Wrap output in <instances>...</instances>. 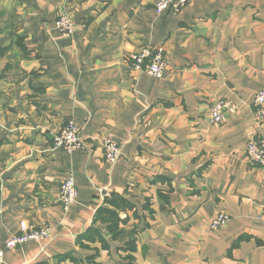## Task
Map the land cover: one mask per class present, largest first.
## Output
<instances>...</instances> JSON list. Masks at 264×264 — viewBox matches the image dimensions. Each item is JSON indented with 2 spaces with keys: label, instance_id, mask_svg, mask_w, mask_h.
Masks as SVG:
<instances>
[{
  "label": "crops",
  "instance_id": "1",
  "mask_svg": "<svg viewBox=\"0 0 264 264\" xmlns=\"http://www.w3.org/2000/svg\"><path fill=\"white\" fill-rule=\"evenodd\" d=\"M155 3L0 0V264H264V168L246 155L264 89V0H189L162 14ZM63 13L71 35L56 27ZM144 47L163 48L162 78L131 67ZM218 100L236 110L214 126ZM69 120L84 139L74 152L54 146ZM107 137L121 146L115 163ZM69 173L79 196L64 210ZM100 207L118 213L123 236ZM220 212L230 221L213 231ZM23 223L51 235L7 248ZM93 229L108 248L84 238Z\"/></svg>",
  "mask_w": 264,
  "mask_h": 264
},
{
  "label": "built area",
  "instance_id": "2",
  "mask_svg": "<svg viewBox=\"0 0 264 264\" xmlns=\"http://www.w3.org/2000/svg\"><path fill=\"white\" fill-rule=\"evenodd\" d=\"M189 0H156L155 11L162 14L167 10L179 13ZM56 27L64 35H71L74 31V22L68 13L60 14L56 20ZM131 67L137 71H146L156 78L164 76L167 67V58L163 48H141L129 56ZM255 108L256 132L247 141L246 155L248 161L253 166L264 168V136L261 133L264 123V89L257 92L253 99ZM236 110V105L229 100L216 101L210 110V123L214 126L222 125L229 113ZM54 146L63 147L68 152H74L84 147V139L80 126L74 121L69 120L54 137ZM102 149L105 159L110 163H115L121 157L122 151L120 144L111 137L104 138ZM79 190L75 178L72 174L63 177L58 191V200L64 210L69 208L77 201ZM110 197L109 193L102 191V198ZM229 222V216L219 213L211 219L210 228L213 231H220ZM52 228L48 225L34 226L22 224L21 231L11 237L6 245L7 248H16L29 241L40 242L51 235Z\"/></svg>",
  "mask_w": 264,
  "mask_h": 264
},
{
  "label": "trees",
  "instance_id": "3",
  "mask_svg": "<svg viewBox=\"0 0 264 264\" xmlns=\"http://www.w3.org/2000/svg\"><path fill=\"white\" fill-rule=\"evenodd\" d=\"M104 203L111 204L116 209H125L126 207L130 206V203L128 201H123L122 199H119L118 196L112 195L110 197L105 198ZM100 218V220L106 221L108 224V230L111 232L112 236L116 239L120 236H123L124 231L120 229V223L122 220L120 219L118 213L114 210H111V208H102L100 207L98 209V213L96 215V218ZM86 240L90 242H94L96 240H99L102 242V248H108L106 245L105 240L101 236V233L99 230L93 229L90 231V233L86 234L84 237ZM84 246V244H83ZM89 246V245H88ZM90 247V246H89ZM132 247L131 244H128V248L130 249ZM98 253V252H96ZM77 263V262H75Z\"/></svg>",
  "mask_w": 264,
  "mask_h": 264
},
{
  "label": "rangeland",
  "instance_id": "4",
  "mask_svg": "<svg viewBox=\"0 0 264 264\" xmlns=\"http://www.w3.org/2000/svg\"><path fill=\"white\" fill-rule=\"evenodd\" d=\"M220 213H225V212H220ZM218 214H219V213H218ZM225 214L228 215L227 213H225ZM216 215H217V214H216ZM216 215H215V216H216ZM228 216H229V215H228ZM229 221H230V216H229ZM228 223H229V222H228ZM228 223H227V224H228Z\"/></svg>",
  "mask_w": 264,
  "mask_h": 264
}]
</instances>
